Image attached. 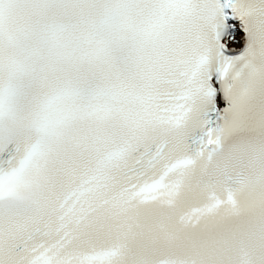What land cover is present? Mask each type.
<instances>
[{
  "label": "snow or ice",
  "instance_id": "snow-or-ice-1",
  "mask_svg": "<svg viewBox=\"0 0 264 264\" xmlns=\"http://www.w3.org/2000/svg\"><path fill=\"white\" fill-rule=\"evenodd\" d=\"M0 264H264V0H0Z\"/></svg>",
  "mask_w": 264,
  "mask_h": 264
}]
</instances>
